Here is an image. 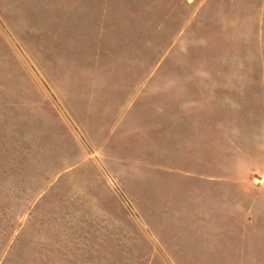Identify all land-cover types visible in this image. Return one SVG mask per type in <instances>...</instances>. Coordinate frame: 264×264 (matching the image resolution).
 <instances>
[{
    "label": "rangeland",
    "instance_id": "obj_1",
    "mask_svg": "<svg viewBox=\"0 0 264 264\" xmlns=\"http://www.w3.org/2000/svg\"><path fill=\"white\" fill-rule=\"evenodd\" d=\"M0 264H264V0H0Z\"/></svg>",
    "mask_w": 264,
    "mask_h": 264
}]
</instances>
